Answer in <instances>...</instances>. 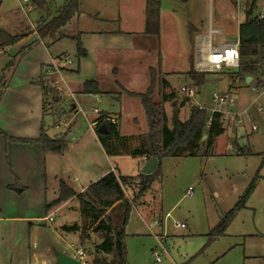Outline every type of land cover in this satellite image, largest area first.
<instances>
[{"label":"rangeland","instance_id":"rangeland-1","mask_svg":"<svg viewBox=\"0 0 264 264\" xmlns=\"http://www.w3.org/2000/svg\"><path fill=\"white\" fill-rule=\"evenodd\" d=\"M67 2L43 0L42 5L37 6L34 0H0V28L9 33L28 31L42 20L52 19ZM78 4L74 16L54 37L44 40L51 53H65L58 61V65H64V68L44 67L52 71L44 75L56 92L44 96L43 121L53 127L47 133L59 132L54 137L65 141L66 152L54 168L60 170L61 177L73 183L74 187L78 188L80 183L96 177L101 169L109 167L115 168L116 175H132L141 171L143 166L136 157L106 154L90 122L99 113L119 115L121 134H145L147 122L140 101L128 96L125 91L143 92L149 84V67L160 70L168 80L169 87L163 92L173 91L175 94L173 100L162 103L169 126L172 103H178L183 97L189 100L178 109L181 120L187 117L190 105L205 109L209 115L213 110L223 114L228 104H218L213 100L214 94H230L235 100V111L242 112L241 122L235 123L230 115L228 122L221 123L223 132L217 134L210 144L205 139L206 135L202 137L195 155L160 160L156 168L158 176L132 204L135 206L131 208L124 228L127 264H207L214 251L231 244L234 238L221 237L209 248L213 249L207 255L205 249L213 240L205 239L201 245V240L207 236L199 234L210 231L218 215L233 206L251 180L254 187L244 207L235 212L233 220H230L232 222L225 229L264 231V75L243 82L230 76L235 67L206 70L210 73L197 87L183 72L190 67L192 28L199 27L200 43L210 41L214 46L218 42L234 41L237 39L236 27L244 19L245 4L238 8L236 0H160L157 36L144 33L145 0H78ZM82 12L91 14V18L79 19L78 15ZM260 13H264V0H256L253 9V15ZM209 25L213 29L223 28L227 32L224 35L226 40L218 33H212L209 38ZM80 29H98L103 33L101 37H89L97 38L93 40L97 54L94 61L89 60L92 67H83L77 74L76 70L69 69L76 67L78 58L76 40L72 35L77 34L81 45L90 42L78 35ZM68 58L74 61L66 62ZM14 59L16 63L18 58ZM9 72L10 69L4 70L5 75ZM90 80L97 83V94L79 91V85ZM182 86L191 89L193 95L182 91ZM154 100H159L157 90ZM238 103H242L241 108L246 107L245 112L237 108ZM258 106L262 111H257ZM251 123L256 126L253 131ZM138 142L141 143V138H134L130 146H137ZM48 156L51 159L54 154ZM53 173L52 164L47 160L49 187L52 186ZM132 185L135 187L134 183ZM123 190L125 196L132 197V186L123 187ZM145 204L149 211H144ZM77 206V202L71 199L55 211L56 217L52 222H76L86 227ZM189 233L197 235L187 236ZM94 236L91 234L90 239L85 241L81 264L92 262L93 245L100 242ZM232 260L233 254H230L215 264H231Z\"/></svg>","mask_w":264,"mask_h":264},{"label":"trees","instance_id":"trees-1","mask_svg":"<svg viewBox=\"0 0 264 264\" xmlns=\"http://www.w3.org/2000/svg\"><path fill=\"white\" fill-rule=\"evenodd\" d=\"M37 6L42 5L43 0H34ZM256 0H245L244 19L238 25V66L230 76H235L245 80L246 76L258 77L262 74L264 68V18L257 19L253 15ZM159 4L160 0H145L144 33L148 35H158L159 33ZM78 0H68L60 7L55 16L48 21L42 20L36 26L37 35L41 38H52L78 11ZM2 35V36H1ZM59 35V34H58ZM79 35V34H78ZM23 34L10 36L0 28V49L9 43L20 39ZM63 37V35L61 34ZM76 40L75 51L77 57L86 55L77 34L72 36ZM78 39V40H77ZM29 46L22 48L17 58L20 59L27 52ZM17 59V61H18ZM15 67V60L7 64L6 69L10 71ZM149 84L143 92L125 91L130 97L139 99L144 111L147 132L140 135L141 143L137 148H130L127 143L128 137L122 136L118 132L116 122L107 120L106 113H100L93 121L95 122V132L97 138L108 155L128 154L133 157L147 159L149 156H155L157 161L153 171L149 174L140 173L137 177L116 175L112 171L106 172L97 180L91 182L81 192L75 193L63 181L59 182L58 192L55 199L45 203V210L66 201L74 199L77 202L80 214L89 221L90 233L77 223H62L58 230L63 233H72L79 247L84 248L86 240L90 239L91 234L98 236L100 242L93 245V258L91 264H127L126 250L124 244V228L127 224L132 204L135 203L149 188L153 180L158 176L156 171L159 162L164 157H181L193 156L199 148V140L206 135L207 143L210 144L212 139L223 132L221 126V112L213 110L209 115L207 111L196 105H190L188 115L184 120L178 117V109L188 102V97H183L178 103H172V114L170 117L171 125L167 124V116L163 108V101L173 100L175 94L173 91L163 92L169 87L160 70L149 67ZM44 71L33 80V83L40 87L43 96L50 93L54 94L56 89L51 86ZM209 71H197L190 68L184 72L191 79L193 85L199 87ZM4 73L1 75L0 97L2 90L6 85ZM157 90L159 100H154V93ZM81 92L97 94L98 85L94 80L85 81L82 85ZM54 97V96H53ZM52 98V97H51ZM45 100L43 98V113ZM103 125L106 127V133L96 131V127ZM0 135L5 141L20 142H38L45 152L62 153L66 150V144L61 137H50L45 132L43 121H41L39 135L36 139L13 138L7 136L0 130ZM264 155V154H263ZM137 178V181L135 180ZM135 184V187L132 184ZM132 186V197L128 198L124 194L123 187ZM254 187V181L251 180L233 206L221 215L216 224L207 234V240L212 241L222 235L224 230L235 212L244 206L248 194ZM83 264H88L84 262Z\"/></svg>","mask_w":264,"mask_h":264},{"label":"crops","instance_id":"crops-1","mask_svg":"<svg viewBox=\"0 0 264 264\" xmlns=\"http://www.w3.org/2000/svg\"><path fill=\"white\" fill-rule=\"evenodd\" d=\"M91 16V14L84 12L78 15L79 19L85 17L91 18ZM238 25L236 27L237 38ZM218 29L221 30L222 33L220 35L223 37L227 34L223 28L218 27ZM5 33L10 36L15 34H23V36L17 41L9 43L0 49V82L1 75L4 73L11 59L16 58L18 52L22 48L29 46V49L23 57L18 59L15 63V67L7 75L4 73L7 82L0 97V130L7 136L13 138L36 139L39 135L41 121L44 119L45 111L43 113L42 109L44 96L40 87L35 85L33 80H35L42 71H45V73H52V71H48V67L45 69V66H49V68L53 67L54 69L58 67L64 68V65H58V61L65 53L64 51L51 53L44 42L47 37H39L36 32V26H33L28 31H22L21 33H9L8 31H5ZM102 33V30L98 29L90 31H86L85 29L78 30V34H80L81 37H86L90 42L88 45L82 44L86 55L76 58V67L69 68L71 71L76 70L77 74H79L83 67H85V69L87 67H92V63L89 62V60L91 58L92 61H94V57L97 54L95 48L96 42L93 41L97 38L91 39L89 37H101ZM192 34V54L189 69L194 68L197 71H203L196 67L198 55L195 52V44L198 37L201 36L199 27L196 26L192 28ZM224 39L226 40L225 37ZM71 60L74 61L73 58H68L66 62H70ZM56 71L61 72L58 69H56ZM251 78L252 77H250L249 80ZM248 81L244 80L243 82ZM81 89L82 84L79 85V91H81ZM241 104L242 103L236 104L237 108L245 112L246 107L241 108ZM259 107L261 108V106L257 107L258 112L262 111V108L260 111L258 110ZM229 111L235 114L242 113L235 111L233 106L226 107L223 112ZM248 111L247 113H249ZM107 116V118L114 119L118 125L117 127H119V115L113 116L107 114ZM234 120L236 121V118ZM43 126L46 133L53 129L50 125H46L44 121ZM118 132L120 135L128 137L127 143L129 146L132 139L140 138V135H142L140 132L123 135L120 133L119 128ZM58 133L59 132L52 134L47 133V135L54 137L55 134ZM139 146L140 142H138L137 146H132L130 148H137ZM65 152L66 151L62 153L45 152L38 142L5 141L2 135H0V264H57L54 251L57 250L67 254V244L69 243H73L78 249L82 250L76 240L72 239L75 235L72 233L60 232L57 228L61 224L52 222L55 220L53 217H56L55 211L66 205L70 199L63 201L48 211L45 210V203H49L56 198L60 181H63L75 193H79L106 172L112 171L116 174V170L114 167L101 169L96 177L87 179L88 181L80 183L79 187L76 188L73 183H69L61 177L60 170L54 168L57 167L60 162V157H62ZM49 154H54V156L48 159ZM114 156L131 155L122 153ZM136 158L140 161L139 163L141 166H143L147 160L140 157ZM47 160L52 164L54 170L52 186L50 187L47 182ZM140 173L142 172L140 171L139 173L123 176L137 177ZM117 175L122 174L117 173ZM74 179L77 180V177H74ZM134 206L135 205H132V207ZM148 208L149 207L145 204L144 211H149ZM78 213H80L79 210ZM220 214L218 215V219ZM50 217L51 219H48ZM80 217H82V221L84 220L86 227H88L89 220L81 214ZM77 224L83 227L82 224ZM228 226L226 228H228ZM86 227H84V229ZM212 227H210L209 230ZM90 229L91 228L88 227V229L85 230L90 233ZM207 234L208 232L199 235L205 237ZM194 235H197V233H189L187 236ZM226 236L234 238L232 243L226 245L223 249L214 251L208 259L207 264H215L219 262L220 259L230 254H233L231 264H264V231L253 230L247 232L229 231L225 229L224 233L213 239V242L205 249V251H207L206 253H208L207 255H209L211 253L210 251L213 249L211 248L210 250L209 248L217 241H220L219 239L221 237ZM203 239L204 240H201V245L207 238L205 237Z\"/></svg>","mask_w":264,"mask_h":264},{"label":"built area","instance_id":"built-area-1","mask_svg":"<svg viewBox=\"0 0 264 264\" xmlns=\"http://www.w3.org/2000/svg\"><path fill=\"white\" fill-rule=\"evenodd\" d=\"M236 4L237 7L239 8L240 5H244L245 4V0H236ZM264 18V13H260L257 14V19H262ZM212 33H218L221 34V30L220 29H213L210 25H209V38L212 37ZM238 38L234 41H230V42H218L217 44H215L214 46L210 45V42L208 43H200L199 40H196V44H195V52L198 55L197 56V63H196V67L201 69V70H212V71H220L222 68L224 67H237L238 66V60H239V55H238ZM229 52V54H228ZM262 74L264 75V68L262 71ZM261 74V75H262ZM182 91H185L187 95L191 96L193 95L192 90L191 89H187L185 87H181L180 88ZM253 90H256L254 87L252 88ZM213 100L216 101L218 104H225L227 103V106H233L235 104V100L234 98L230 95V94H223V95H213ZM258 110L260 111L261 108L259 107ZM95 112H97L96 109H94ZM219 111V110H217ZM100 114V113H99ZM98 114V115H99ZM222 114V113H221ZM231 117L233 118V120L236 118V122H241L242 118H241V113H237L235 114L234 112H223L222 116H221V123H226L229 121V118ZM236 115V116H235ZM107 120H110L111 122H116L114 119L112 118H107ZM91 126L92 129L94 127L95 130V122L91 121ZM250 128L251 130H255L256 126L255 124H250ZM191 188L188 189V191H190ZM190 194V193H188ZM48 219H51L48 218ZM181 227L184 226L183 223L177 224ZM94 239L96 241H100V238L98 236H94ZM68 247V253L69 255L76 257L78 259H82L83 257V251L81 249H78L73 243H69L67 245ZM155 253V252H154ZM156 260H158V256L156 255Z\"/></svg>","mask_w":264,"mask_h":264},{"label":"water","instance_id":"water-1","mask_svg":"<svg viewBox=\"0 0 264 264\" xmlns=\"http://www.w3.org/2000/svg\"><path fill=\"white\" fill-rule=\"evenodd\" d=\"M250 78V76H246L245 77V80L248 81ZM113 98L117 99L118 97L117 96H112ZM195 99L197 100V96H195ZM74 107V105H72V108ZM96 131L100 132V133H106L107 130H106V127L103 126V125H99L96 127ZM205 137V136H203ZM156 157L155 156H149L147 158V160L145 161L144 165H143V168L141 170V172L143 174H149L153 171L155 165H156ZM54 255L56 257V262L57 264H81V260L76 258V257H73L69 254H66L64 252H61V251H54Z\"/></svg>","mask_w":264,"mask_h":264},{"label":"bare ground","instance_id":"bare-ground-1","mask_svg":"<svg viewBox=\"0 0 264 264\" xmlns=\"http://www.w3.org/2000/svg\"><path fill=\"white\" fill-rule=\"evenodd\" d=\"M228 54H229V52H228Z\"/></svg>","mask_w":264,"mask_h":264}]
</instances>
